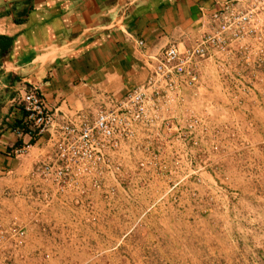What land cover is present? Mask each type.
<instances>
[{
    "label": "crops",
    "instance_id": "0c3cea01",
    "mask_svg": "<svg viewBox=\"0 0 264 264\" xmlns=\"http://www.w3.org/2000/svg\"><path fill=\"white\" fill-rule=\"evenodd\" d=\"M218 1L0 0V227L15 223L27 230L22 252L30 258L18 264H107L111 255L116 258L110 264H141L157 248L176 244L172 232H186L161 229L162 222L217 224L215 209L201 216L205 197L219 191L236 197L240 189L244 198L259 195L258 185L264 186V74L249 94L236 92L212 59L196 68L193 86L178 80L177 91L167 93L173 100L160 113L174 120L183 134L197 122L190 140L184 143L163 124L140 126L134 149L123 147L112 155L114 162L134 167V225L139 226L132 261L117 252L106 254L110 246L77 250L55 247V237H43L23 194L36 185L33 167L46 150L33 144L22 156L10 155L14 147L30 143L29 137L19 138L12 131L23 117L21 99L29 88L37 86L57 116L73 122H78L77 114L94 118L107 96L120 98L145 84L152 77V59L160 52L173 44L181 50L192 46ZM148 148L160 154L157 160ZM153 160L165 164L171 177L158 176ZM171 184H179L174 200L165 198ZM72 217L58 210L46 220L72 225ZM118 220L116 216L104 229L118 232ZM85 233L91 241H102L93 230ZM37 251L57 253L43 260Z\"/></svg>",
    "mask_w": 264,
    "mask_h": 264
},
{
    "label": "built area",
    "instance_id": "2783aa9c",
    "mask_svg": "<svg viewBox=\"0 0 264 264\" xmlns=\"http://www.w3.org/2000/svg\"><path fill=\"white\" fill-rule=\"evenodd\" d=\"M218 2V8L209 14V25L201 30L192 46L181 50L173 44L160 52L152 59V77L123 97L107 96V104L96 108L94 118L77 114L78 122H73L57 116L47 108L37 86L24 93L23 117L12 131L19 138L29 137L30 143L14 147L10 155L22 156L33 144L46 150L33 167L32 177L37 183L23 196L41 235L55 237V247L82 250L103 245L112 248L108 254L131 244L128 239L139 226L134 225V174L125 173L124 163L114 162L112 155L123 147L134 149L132 143L140 126L153 129L163 124L177 132L184 143L194 136L197 122L190 124L187 134H183L174 120L160 115L162 108L173 100L167 93L177 91L180 78L193 86L197 81L196 68L212 59L236 92L249 94L258 75L264 74V0ZM201 13L206 14L204 10ZM147 151L155 160L160 155L151 148ZM153 162L158 176L171 177L165 164ZM178 186L171 184L165 198L177 199ZM58 210L73 216L72 225L46 220L48 214ZM116 216L119 230L111 234L104 228ZM146 216L147 213L142 218ZM86 229L93 230L102 241L89 240ZM26 246L25 227L15 223L0 227V264L26 261L30 258L22 252ZM53 253L37 251L36 257L49 260Z\"/></svg>",
    "mask_w": 264,
    "mask_h": 264
},
{
    "label": "rangeland",
    "instance_id": "374dc122",
    "mask_svg": "<svg viewBox=\"0 0 264 264\" xmlns=\"http://www.w3.org/2000/svg\"><path fill=\"white\" fill-rule=\"evenodd\" d=\"M125 173L131 176L134 167H126ZM258 186L257 194L262 198L255 195H252L255 198H244L241 189L240 196L236 197L225 191L205 197L200 203L205 209L201 216L203 218L215 209L219 212L214 217L217 224L197 223L185 227L162 222L161 229L175 227L186 229V232H172L171 236L175 238L172 243L176 244L157 248L155 254L147 256L141 264H264V186ZM128 240L131 244L120 248L117 254H121V259L124 256L125 260L132 261L134 234ZM113 256H109L107 264L111 258L115 260Z\"/></svg>",
    "mask_w": 264,
    "mask_h": 264
},
{
    "label": "trees",
    "instance_id": "16d2710c",
    "mask_svg": "<svg viewBox=\"0 0 264 264\" xmlns=\"http://www.w3.org/2000/svg\"><path fill=\"white\" fill-rule=\"evenodd\" d=\"M18 125H19V123H18ZM18 125H17V126H18ZM17 126H16V127H17Z\"/></svg>",
    "mask_w": 264,
    "mask_h": 264
}]
</instances>
